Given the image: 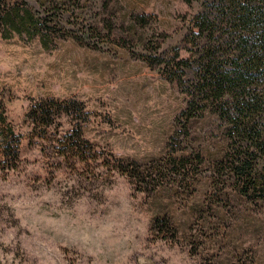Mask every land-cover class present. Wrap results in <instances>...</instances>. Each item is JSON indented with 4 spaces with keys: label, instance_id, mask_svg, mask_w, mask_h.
Instances as JSON below:
<instances>
[{
    "label": "rangeland",
    "instance_id": "obj_1",
    "mask_svg": "<svg viewBox=\"0 0 264 264\" xmlns=\"http://www.w3.org/2000/svg\"><path fill=\"white\" fill-rule=\"evenodd\" d=\"M199 9L0 0V264H264V211L211 194L200 157L179 162L222 135L200 120L188 135L193 73L179 85L157 57H189Z\"/></svg>",
    "mask_w": 264,
    "mask_h": 264
},
{
    "label": "trees",
    "instance_id": "obj_2",
    "mask_svg": "<svg viewBox=\"0 0 264 264\" xmlns=\"http://www.w3.org/2000/svg\"><path fill=\"white\" fill-rule=\"evenodd\" d=\"M199 1L184 37L189 57H181L178 48L157 57L164 75L179 85L188 71L193 73L181 112L188 135L195 120L202 121L205 138L215 130L222 135L218 150L210 141L191 147L179 162L189 171L200 157L210 171L205 177L211 194L229 203L245 200L264 211V0ZM146 62L153 67L150 58ZM50 110L38 105L31 121L47 125ZM63 139L73 144L71 149L80 148L72 134Z\"/></svg>",
    "mask_w": 264,
    "mask_h": 264
}]
</instances>
